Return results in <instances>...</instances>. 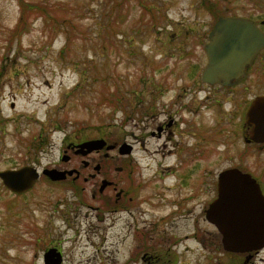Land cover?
I'll return each mask as SVG.
<instances>
[{"label": "rangeland", "instance_id": "1", "mask_svg": "<svg viewBox=\"0 0 264 264\" xmlns=\"http://www.w3.org/2000/svg\"><path fill=\"white\" fill-rule=\"evenodd\" d=\"M22 4L31 13L18 28ZM225 15L250 18L264 31V0H0V170H61L76 164L61 160L70 144L101 139L116 146L88 153L92 165L106 163V176L51 181L40 174L20 194L0 180V264H44L51 247L60 264L126 256L122 222L101 220L97 207L115 198L116 189L100 190L102 179L117 181L130 170L128 186L145 200L139 210L147 221L196 186L198 207L192 200L186 207L197 215L225 168L238 166L264 186V143L244 141L248 103L264 94V50L233 87L201 80L204 43ZM122 144L131 151L120 153ZM190 216L178 219L182 232L192 229ZM203 225L207 234L211 226ZM204 240L183 242L180 264L243 261ZM252 258L264 264V248Z\"/></svg>", "mask_w": 264, "mask_h": 264}, {"label": "water", "instance_id": "2", "mask_svg": "<svg viewBox=\"0 0 264 264\" xmlns=\"http://www.w3.org/2000/svg\"><path fill=\"white\" fill-rule=\"evenodd\" d=\"M204 44L207 60L201 80L212 85L231 86L245 76L246 69L264 47V32L250 18L225 15L214 22ZM245 114V124L252 126L246 141L264 142V94L252 99ZM104 146L106 149L114 147L113 143L106 145L101 139H89L77 144L76 152L85 155ZM129 150L130 144H122L118 149L120 153ZM41 174L55 181L73 174V170L45 168ZM39 175L36 168L28 165L0 170L4 188L17 194L28 191ZM250 175L238 166L220 171L217 196L206 209V219L221 233L222 246L227 251L246 252L264 246V196ZM43 260L44 264H60L61 254L57 248L51 247L44 252Z\"/></svg>", "mask_w": 264, "mask_h": 264}, {"label": "flooded vegetation", "instance_id": "3", "mask_svg": "<svg viewBox=\"0 0 264 264\" xmlns=\"http://www.w3.org/2000/svg\"><path fill=\"white\" fill-rule=\"evenodd\" d=\"M262 50H264V47L260 51H258V54L256 55L253 61V64H255L256 61L259 60L263 52ZM246 78L247 75L243 80L234 83V86L244 81ZM255 96L257 95H254V97ZM169 125L170 122L169 124H167V126ZM164 126L165 125H159L157 128H155L157 129L156 132L158 133V135H160L163 129H165ZM251 128L252 126H248L247 124H245L244 141L248 144L264 143V142L256 143L252 141H246V139L249 138V135L247 134H249ZM151 134H154V131H152ZM75 144L76 143H73L67 146L62 153L63 155L67 156V159L64 160L65 164L67 163L68 165H70V162L77 159L76 164L74 165L72 164L69 168L68 167L60 168V169L77 170V173L67 175L66 179H70V181H76L81 178L83 181H88L90 179H94L95 177H97L99 173L101 174L103 173L104 175L105 172L104 168L106 166V163L102 162V160L99 159V162H97L95 165H92L91 163H93L94 159L89 157L91 153L87 154L86 156H82L81 154L78 155V153L75 152L76 149L73 148ZM69 150L71 152H68ZM62 156H61V160H62ZM106 156L107 153H104L103 157ZM77 164L79 165V167ZM191 173L193 172H190V175ZM103 179H106L105 182L106 184L104 186L105 189L111 187L112 189L113 188L116 189L115 198L112 201L110 200L109 197V200L99 203L100 206L97 207V209L101 210V214H102L100 217L101 220L107 218V219H111L112 220L111 222H115L116 220H120L122 222L121 232L119 233V242H120L119 244H120V248H123V250L126 251L127 254L126 256L123 254V256H120V258L116 257L115 260L112 259L111 261H114L112 264H180L181 261L180 258L182 257L181 255L182 252L179 251L178 248L181 245H183L184 248L188 250V243L185 244L182 243L187 242L188 240H194L196 241L195 243L200 242V244L203 245L205 241L204 240L205 235L208 236L209 242L212 243V247L214 249L220 250L221 235L217 227L212 222L206 219V209L217 196V176L215 181L216 187L214 188L215 195L212 196L207 201L206 207L203 201L202 203L203 207L200 208L202 210H199L197 215L196 214L191 215L192 217L195 216L193 219H191L193 220L194 224H192L191 226L192 229L186 232L181 231L183 229L180 228L182 222H178V219L182 216L186 218L190 216L189 214L190 210L188 211L186 207L187 201L189 202L192 200L196 208L198 207L197 203H195L194 201L196 189L198 186H196V189L193 187L186 193L184 197H181L182 198L181 200L183 201L181 202L178 201L177 200L178 198L173 199L175 201L174 204H172L171 210L169 209L166 213H164V215H162L160 219L157 218L154 220L147 221V219H144L143 217V215L146 214L147 211L139 210L140 208L139 205H141V202L145 204L146 202L145 203L143 202L145 200L138 195V193L136 192L137 189L132 188L133 186H128L133 182V171L130 170L128 172V175L127 174L125 176L121 175V177L118 178L117 181H114V179L113 180H109L107 178H103ZM103 179H102V183L105 181ZM107 180L110 182H108ZM256 180L264 196V186L261 184L260 181H258L257 178ZM114 183H116L117 186H115ZM160 200L163 199L160 198ZM184 209L186 211H184ZM97 216L99 217V214H97ZM204 220H207V223L211 226L209 230H206L208 232L207 234L205 233L204 230V225H203ZM127 237L130 238L131 242L125 244V239ZM259 252L260 250L245 252V253H233V255L235 254L238 257L241 255L242 257L241 259H243L241 264H254V258L252 257H256Z\"/></svg>", "mask_w": 264, "mask_h": 264}, {"label": "trees", "instance_id": "4", "mask_svg": "<svg viewBox=\"0 0 264 264\" xmlns=\"http://www.w3.org/2000/svg\"><path fill=\"white\" fill-rule=\"evenodd\" d=\"M37 5L39 3H36ZM24 4H22L23 6ZM30 6H35L34 3H31L29 4ZM21 6V14H20V18L18 19V23H17V27L19 26L20 27V22H24L25 21V16H27L28 14H30L29 12H27V7L24 5L23 7ZM42 14H43V18L46 19L47 18V12L46 11H42ZM114 20H117L116 17L114 18ZM18 27V28H19ZM70 37H68V40H69Z\"/></svg>", "mask_w": 264, "mask_h": 264}]
</instances>
